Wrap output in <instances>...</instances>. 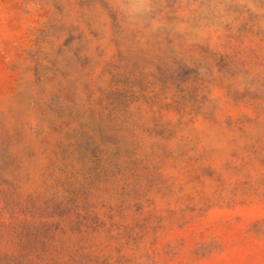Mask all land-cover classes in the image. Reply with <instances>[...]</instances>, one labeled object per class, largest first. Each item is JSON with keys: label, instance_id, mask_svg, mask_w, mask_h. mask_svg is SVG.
I'll return each instance as SVG.
<instances>
[{"label": "rangeland", "instance_id": "1", "mask_svg": "<svg viewBox=\"0 0 264 264\" xmlns=\"http://www.w3.org/2000/svg\"><path fill=\"white\" fill-rule=\"evenodd\" d=\"M0 264H264V0H0Z\"/></svg>", "mask_w": 264, "mask_h": 264}]
</instances>
